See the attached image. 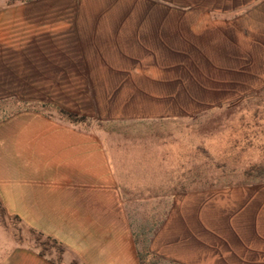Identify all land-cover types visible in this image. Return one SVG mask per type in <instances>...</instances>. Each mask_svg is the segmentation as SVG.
I'll return each instance as SVG.
<instances>
[{
    "label": "rangeland",
    "instance_id": "374dc122",
    "mask_svg": "<svg viewBox=\"0 0 264 264\" xmlns=\"http://www.w3.org/2000/svg\"><path fill=\"white\" fill-rule=\"evenodd\" d=\"M173 1L0 0V264H264L256 12Z\"/></svg>",
    "mask_w": 264,
    "mask_h": 264
},
{
    "label": "crops",
    "instance_id": "0c3cea01",
    "mask_svg": "<svg viewBox=\"0 0 264 264\" xmlns=\"http://www.w3.org/2000/svg\"><path fill=\"white\" fill-rule=\"evenodd\" d=\"M140 1V0H137ZM146 3V2H145ZM165 3V2H164ZM168 4V3H167ZM169 5V4H168ZM169 11H175L180 18L179 22H182L187 19L190 21V27H196L197 24L194 23L197 20V17L200 13L210 14V13H224L228 11H255L257 25L259 28L258 36L262 38L259 42L264 44V0H178L176 2L170 4ZM166 7V9H168ZM211 17V16H210ZM122 20H120L121 22ZM194 21V22H193ZM123 22H134L139 23L140 25L131 24L127 26H146L149 28H164L167 25H157V24H146L149 22L147 19H135V20H125ZM113 26H122L113 25ZM177 27H181L180 24L175 25ZM187 26V25H186ZM162 32L158 31L156 33L151 34L156 39H162ZM150 37V35H148ZM81 161L76 162L75 164L70 166L76 168L77 171L84 173L86 171V165L79 164ZM82 163V162H81ZM79 164V165H78ZM57 233L66 235L65 232L58 231ZM56 233V234H57ZM7 264H59L57 261L48 258L47 256L42 255L40 252L34 251L32 254H26L25 256H21L20 259H14L8 261Z\"/></svg>",
    "mask_w": 264,
    "mask_h": 264
}]
</instances>
